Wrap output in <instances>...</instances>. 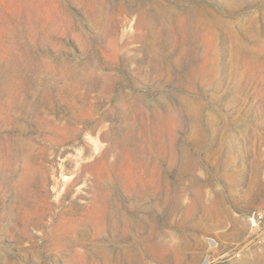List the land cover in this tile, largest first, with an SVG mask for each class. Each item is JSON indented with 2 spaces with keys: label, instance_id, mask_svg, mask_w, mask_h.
Wrapping results in <instances>:
<instances>
[{
  "label": "rangeland",
  "instance_id": "1",
  "mask_svg": "<svg viewBox=\"0 0 264 264\" xmlns=\"http://www.w3.org/2000/svg\"><path fill=\"white\" fill-rule=\"evenodd\" d=\"M264 0H0V264H264Z\"/></svg>",
  "mask_w": 264,
  "mask_h": 264
},
{
  "label": "built area",
  "instance_id": "2",
  "mask_svg": "<svg viewBox=\"0 0 264 264\" xmlns=\"http://www.w3.org/2000/svg\"><path fill=\"white\" fill-rule=\"evenodd\" d=\"M264 219V212H259L254 216V222L255 221H261Z\"/></svg>",
  "mask_w": 264,
  "mask_h": 264
}]
</instances>
